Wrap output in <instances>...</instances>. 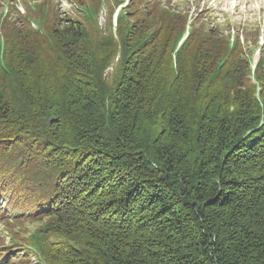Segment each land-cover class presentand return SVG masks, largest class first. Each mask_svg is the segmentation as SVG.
<instances>
[{"label":"trees","instance_id":"1","mask_svg":"<svg viewBox=\"0 0 264 264\" xmlns=\"http://www.w3.org/2000/svg\"><path fill=\"white\" fill-rule=\"evenodd\" d=\"M161 24L0 49L1 189L36 196L44 264H264V64L259 97L239 40Z\"/></svg>","mask_w":264,"mask_h":264},{"label":"rangeland","instance_id":"2","mask_svg":"<svg viewBox=\"0 0 264 264\" xmlns=\"http://www.w3.org/2000/svg\"><path fill=\"white\" fill-rule=\"evenodd\" d=\"M20 22L43 35L79 22L96 31L89 29L92 36L106 38L118 48L135 25L152 30L163 22L174 29L173 37L183 33L181 41L188 34L200 40L213 31L228 37L230 46L239 40L238 51L251 66L259 96L253 73L260 62L264 64V0H0L1 51ZM116 62L117 58L107 72ZM8 179L6 175L0 180V264H44L37 245L46 218L34 216L36 196L26 191L23 181L13 179L10 189H1Z\"/></svg>","mask_w":264,"mask_h":264}]
</instances>
